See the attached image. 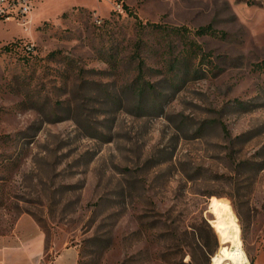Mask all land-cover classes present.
Segmentation results:
<instances>
[{
	"label": "rangeland",
	"instance_id": "1",
	"mask_svg": "<svg viewBox=\"0 0 264 264\" xmlns=\"http://www.w3.org/2000/svg\"><path fill=\"white\" fill-rule=\"evenodd\" d=\"M33 14L30 33L0 24L32 36L0 50V244L41 232L43 264L66 249L72 264H215L221 202L264 264V0H41ZM135 16L223 33H190L205 55L169 72L183 41L164 47Z\"/></svg>",
	"mask_w": 264,
	"mask_h": 264
},
{
	"label": "crops",
	"instance_id": "2",
	"mask_svg": "<svg viewBox=\"0 0 264 264\" xmlns=\"http://www.w3.org/2000/svg\"><path fill=\"white\" fill-rule=\"evenodd\" d=\"M41 0H34V11L31 12L29 16V23L32 22V14L35 10H38L39 3ZM67 11V10H64ZM63 11V12H64ZM34 15V14H33ZM0 24H7L10 21H15L18 25H20L24 33H30L31 28L28 24V28H24L19 22L14 19H0ZM10 31V27H7V32ZM6 31L2 30L0 27V50L3 44L13 41L16 38L23 37H32V36H21V35H13V37L9 39H3L2 36ZM69 249H66L60 253H58L55 259L51 264H72V259L70 258V254H68ZM45 256V240L44 236L41 232L34 233L28 237L21 239L20 242L17 243H7L0 244V264H43Z\"/></svg>",
	"mask_w": 264,
	"mask_h": 264
},
{
	"label": "trees",
	"instance_id": "3",
	"mask_svg": "<svg viewBox=\"0 0 264 264\" xmlns=\"http://www.w3.org/2000/svg\"><path fill=\"white\" fill-rule=\"evenodd\" d=\"M125 8L127 9V11H129V13H131L130 7L128 5H125ZM135 17L136 20L138 21L139 31L141 33H150L157 38H161L163 42H165V44L163 45L164 47L167 46L170 47L172 45L173 38H179L180 40L183 41L184 48L180 50V52L177 55H173V52H169L171 55V58L168 60L167 71L169 72L173 71V68L175 67L176 64L175 63L176 60H180L183 58L196 59L200 55L202 56L205 55L202 46L199 43H197L195 40L190 38V33H193L195 35H204V34L218 35L220 33H223L220 30L214 28L212 25H205L195 29H190L183 25L175 26V25L160 24L153 22L143 23L140 18H138L137 16ZM15 43L18 42L13 40L3 44L2 47L9 48L12 45H15ZM25 44H28V42H26ZM262 67L264 68V64L262 65Z\"/></svg>",
	"mask_w": 264,
	"mask_h": 264
},
{
	"label": "bare ground",
	"instance_id": "4",
	"mask_svg": "<svg viewBox=\"0 0 264 264\" xmlns=\"http://www.w3.org/2000/svg\"><path fill=\"white\" fill-rule=\"evenodd\" d=\"M222 219V238L225 245L221 249V253L214 261L215 264H248L247 256L242 248L240 238V228L236 222V215L233 208L228 203H219L216 205Z\"/></svg>",
	"mask_w": 264,
	"mask_h": 264
},
{
	"label": "built area",
	"instance_id": "5",
	"mask_svg": "<svg viewBox=\"0 0 264 264\" xmlns=\"http://www.w3.org/2000/svg\"><path fill=\"white\" fill-rule=\"evenodd\" d=\"M34 8V0H0V19H14L28 28L29 16ZM29 49L32 45L29 43Z\"/></svg>",
	"mask_w": 264,
	"mask_h": 264
}]
</instances>
